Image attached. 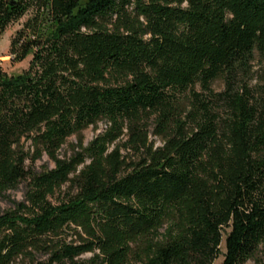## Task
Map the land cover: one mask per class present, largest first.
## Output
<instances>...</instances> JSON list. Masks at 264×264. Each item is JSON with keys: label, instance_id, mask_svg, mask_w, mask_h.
<instances>
[{"label": "trees", "instance_id": "obj_1", "mask_svg": "<svg viewBox=\"0 0 264 264\" xmlns=\"http://www.w3.org/2000/svg\"><path fill=\"white\" fill-rule=\"evenodd\" d=\"M29 9L28 66L0 70V198L27 181L0 264L264 260V0H0V31Z\"/></svg>", "mask_w": 264, "mask_h": 264}, {"label": "rangeland", "instance_id": "obj_2", "mask_svg": "<svg viewBox=\"0 0 264 264\" xmlns=\"http://www.w3.org/2000/svg\"><path fill=\"white\" fill-rule=\"evenodd\" d=\"M33 11L32 9L27 10L19 19L11 21L8 23L2 31H0V70L7 76H14L18 75L23 72L30 60V55H28L25 59L20 62H16L12 55L8 53V46L10 40L14 37L15 33L21 28L22 24L32 16ZM252 78L250 80V85H254L256 82V77L259 75V69L257 63L252 64ZM211 88L214 92L221 91L223 88L221 81H215ZM198 91V90H197ZM106 127L105 123H98L95 128L87 127L84 129L79 136H70L65 140V143L60 147L57 151V155L59 158L69 157L76 149L75 145L78 141L81 142L82 145H85L88 141H90L96 134L101 133ZM125 139L122 138L120 143L123 142ZM150 140L154 141L155 146H159L160 142L158 139L150 137ZM25 147L29 146V142L24 143ZM128 152L127 149L120 148L121 154H126ZM31 168L34 172H39L42 169H49L53 167L52 162L42 154L38 159H35L31 164ZM27 189V181H23L19 183L15 189L7 191L2 198H0V214L12 210L16 203L23 202L25 193ZM68 192V188L66 186L60 189V192H57L55 198L62 196L64 193ZM220 251L223 253V240L221 242ZM89 255L85 254L81 256V258H88ZM45 260L44 256L36 255L33 259L34 263L42 262ZM222 260L221 255L218 256L212 264H220ZM263 255L261 250L259 249L256 251L252 257L247 260L244 264H261L263 262ZM14 264H31L30 261L18 259Z\"/></svg>", "mask_w": 264, "mask_h": 264}]
</instances>
